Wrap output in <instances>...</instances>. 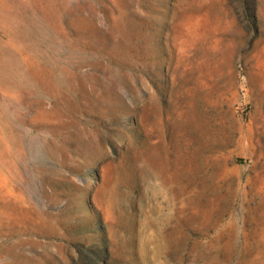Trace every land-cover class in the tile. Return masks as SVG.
Segmentation results:
<instances>
[{
	"label": "rangeland",
	"instance_id": "374dc122",
	"mask_svg": "<svg viewBox=\"0 0 264 264\" xmlns=\"http://www.w3.org/2000/svg\"><path fill=\"white\" fill-rule=\"evenodd\" d=\"M0 264H264V0H0Z\"/></svg>",
	"mask_w": 264,
	"mask_h": 264
}]
</instances>
